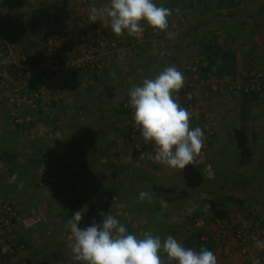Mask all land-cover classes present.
I'll return each mask as SVG.
<instances>
[{"label":"rangeland","instance_id":"374dc122","mask_svg":"<svg viewBox=\"0 0 264 264\" xmlns=\"http://www.w3.org/2000/svg\"><path fill=\"white\" fill-rule=\"evenodd\" d=\"M203 1L212 10L203 20L222 14L229 23V35L220 32V41L235 53L236 66L232 77L224 81L199 79L203 48L187 34L200 21L201 0H154L157 6H171L168 31L175 34L172 39L165 32L154 33L156 37L150 39L147 34L152 29L147 25L137 39L127 32L116 36L107 22L91 23L90 7L109 0H0V20H11L12 29L0 33V68L4 47L12 41L15 60L24 56L31 67L28 90L48 100L29 104L27 98L16 103L12 101L15 95L0 80V146L21 150L45 139L44 164L65 161L61 169L58 166L56 171L54 166V173L47 171L45 177L34 168L26 180L20 169L10 170L9 155L0 160V264H27L29 257L35 264H82L74 259L66 227L68 218L81 209V228L93 220L102 223L99 213L107 215L111 210L140 238L147 230L155 232L156 227L161 232L152 213L159 210L160 222L172 224L178 233L173 236L187 248L191 233L212 226L210 198L236 212L231 218L234 232L225 223L214 227L215 240L210 244L218 264H264V248L256 246L257 241H264V0H227L229 6L223 10H216L220 0ZM26 37L35 45H29ZM50 49L62 67L78 63L82 67L71 72L60 69L52 79L41 82L35 69L51 60ZM168 66L183 73L181 90L193 81L194 90L188 97L193 103H185L181 90L177 98L192 114L191 127L204 131V148L194 162L204 169L207 180L190 191L189 199L168 204L152 197L151 203L141 202L139 193L152 194L153 185L184 188L182 169L148 158L147 154H155V146L148 142L143 149L146 142L129 106V90ZM40 73L49 75L50 71ZM107 86L114 88V98L106 92ZM248 92L257 96L246 108L244 93ZM122 105L132 115L117 113ZM18 124L27 125L26 129L19 131ZM243 125L251 131L254 152L247 165L241 164L234 142L235 129ZM92 148L97 153L92 155ZM81 172L91 188L72 184V180L78 182L74 174ZM254 208L263 212L256 228L247 217V211ZM20 240L33 249L27 251L18 244ZM191 248L201 249L193 244Z\"/></svg>","mask_w":264,"mask_h":264},{"label":"clouds","instance_id":"9594fccd","mask_svg":"<svg viewBox=\"0 0 264 264\" xmlns=\"http://www.w3.org/2000/svg\"><path fill=\"white\" fill-rule=\"evenodd\" d=\"M171 15L169 8L157 6L154 0H109L89 9L91 23L107 22L116 36L127 32L137 39L143 36L145 25L172 39L175 34L168 31ZM184 83L183 73L168 66L128 92L135 126L143 140L155 146V154H147L148 158L173 169L193 163L204 148V131L199 126L191 127L192 114L178 103L177 94ZM139 200L151 203L152 194L141 191ZM99 215L103 217L102 223L93 220L91 225L81 228V209L66 222L74 259L82 264H218L216 255L206 248H186L173 236L162 240L151 231L143 232L140 238L130 233L111 210L107 215ZM256 246L264 248V241H257Z\"/></svg>","mask_w":264,"mask_h":264},{"label":"trees","instance_id":"16d2710c","mask_svg":"<svg viewBox=\"0 0 264 264\" xmlns=\"http://www.w3.org/2000/svg\"><path fill=\"white\" fill-rule=\"evenodd\" d=\"M202 1V4H204V1ZM228 1L227 0H220L219 5L217 6L216 10H223L228 7ZM166 8H169L171 10V6L169 4L165 5ZM202 12L199 14L200 21L195 24L191 30L192 33H188V37L192 36L193 41H196L201 44L203 48V54L204 57L202 58L199 66L198 71L200 74L199 79L201 81H224L228 78L232 77V74L235 72V66H236V55L232 50H229L225 47V45L220 41V32H223L226 35H229L227 25H229L227 19L222 14H214L210 17H208L206 20H203V17L206 16L211 10L209 4H204L201 6ZM219 20L222 24L221 26L215 27L213 24L214 21ZM207 24V25H206ZM205 26L209 27V30H205ZM2 33V31H0ZM154 33H157L155 30H151L148 32L147 36L151 39H153L155 36ZM227 39V36H226ZM26 40L28 41L29 45H35V42L31 40L30 38L26 37ZM188 45L190 46V42H188ZM193 81L190 79L188 81V84L186 85L185 89L181 90V96L183 100H185V103L192 104L193 101L189 100V95L193 92L194 86ZM106 92L109 94L110 97L114 98V88L106 87ZM256 93L254 92H248L244 93V102L245 107L248 108L249 105L253 102V99L256 97ZM43 100H40L39 104L42 103ZM117 113H123L132 115V110L130 108L125 107L122 105L120 109L117 111ZM242 113L245 116L244 108L242 110ZM25 122V121H24ZM26 123V122H25ZM27 125L24 124H18L16 127L19 131H23L26 129ZM131 130V127H129ZM43 141H46L45 139ZM43 141H35L30 144L29 148H25L19 150L16 147H9L4 148L0 146V160L4 159L5 155H9L11 157L10 162L8 165L10 166V170H13L14 168L20 169L23 171L24 178L26 177V180L30 179V173L31 171L36 168L37 171L40 173V176L45 177V174L48 173L47 171H52L51 169L54 167L57 171V169H61L62 165H65V161L58 162V163H51L50 164H44L43 156L47 152V144ZM127 141H131V131L129 132V136H127ZM234 142L235 146L239 152L241 164L247 165L249 164L252 159L254 158V152L251 147V131L250 129L243 125L240 127H237L234 131ZM148 148V143L144 144V150ZM97 153L95 149H91V154ZM59 166V167H58ZM42 169V170H41ZM79 170H81L78 167ZM45 172V173H44ZM53 172V171H52ZM54 173V172H53ZM43 174V175H42ZM55 175V174H54ZM113 180H116L118 177L117 170L113 171ZM74 179H77L78 182H75V180H72V184L76 186L77 184H82L83 187H90V183L88 181H85L83 179L86 178L85 174L81 173H75ZM82 179L84 181H82ZM206 173L204 169L198 165H196L195 162L188 164L186 167L182 169V181L184 184V188L182 190H178L175 186H169L165 187L163 185H153L152 187V197L156 200H162L163 202H166L168 204H171L173 202H176L178 200H186L190 196L191 190H196L200 188L205 182H206ZM109 197L113 198V194L109 193ZM210 204V213H211V219L213 222L220 221L221 223H225L229 217V213L226 207V204L223 201H217V200H211L209 201ZM13 221H15L13 219ZM244 231V230H242ZM196 236H192L191 239H189V244L187 245V248H191L192 244L193 246H197L199 248H206L207 250L211 251V246L214 244L213 240L215 238L208 234L205 230L195 232ZM203 237H207L208 240H202ZM23 244V247L27 249V251H31L33 248L31 245H29L26 241H18V244ZM213 243V244H210ZM210 245V247H208ZM163 258V253H161ZM27 264H35L34 260H32L29 257V260L27 261ZM37 264H49L48 261L39 262Z\"/></svg>","mask_w":264,"mask_h":264},{"label":"built area","instance_id":"2783aa9c","mask_svg":"<svg viewBox=\"0 0 264 264\" xmlns=\"http://www.w3.org/2000/svg\"><path fill=\"white\" fill-rule=\"evenodd\" d=\"M13 47L14 44L12 41L6 43L4 47L5 59L0 68V80L4 82V87L15 95L13 97H15L16 99H12V101L16 103H23L27 100V98H29V104H33L35 101L40 100H43V102H47L48 100L44 99L39 92H30L28 90V82L32 79L31 67H29L28 64V58L23 56L19 61H16L13 57ZM49 57L51 59L50 61L48 60L45 63H41L38 68L35 69V74L43 83L48 81L49 79H52L55 73L60 69L65 70V72H71L73 71V69H80L82 67L81 63H78L75 66L73 64L72 66L67 65L66 67H62L59 60L56 59L53 49H50ZM42 70H48L50 71V74L41 75L40 72ZM22 121L25 120L22 119Z\"/></svg>","mask_w":264,"mask_h":264},{"label":"crops","instance_id":"0c3cea01","mask_svg":"<svg viewBox=\"0 0 264 264\" xmlns=\"http://www.w3.org/2000/svg\"><path fill=\"white\" fill-rule=\"evenodd\" d=\"M10 23H11V20H9V19H2V20H0V31H2V33L3 32H6L8 29H10V30H12L11 29V25H10ZM18 31H20V29H18ZM163 186H165V187H169V186H166V185H163ZM183 186H184V184H183ZM190 195H191V193H190ZM153 196V195H152ZM189 198H190V196H189ZM188 198V199H189ZM154 199V198H153ZM211 200H213V198H210V201ZM234 212V211H233ZM232 212V210H231V208H229L228 209V213H229V217H228V219H227V221H225V224L226 225H228L229 226V229H233L234 227H235V225H233V220L231 219L232 217H236L235 216V213L236 212H234L233 213ZM152 213H155L154 214V221L157 223V225L159 226V227H161V232L159 233V231H158V227H156L155 228V232L154 231H151V230H147V231H151L152 233H153V235H159L161 238H163V239H166L168 236H175L176 235V231L173 229V225L172 224H169V223H167V222H165V221H162V222H160V220L158 219V215L157 214H159V213H161L159 210L157 211V210H155V211H153ZM262 213L263 212H261L260 210H258V209H256V208H254L253 210H248L247 211V217H251V221L249 222V223H252V226L253 227H255L256 225H255V222L256 221H258L259 219L258 218H261V216H262ZM253 218V219H252ZM210 222L212 223V226L210 225V226H204V227H201V228H199V230L198 231H202V230H205L208 234H210V235H212L213 237H215V228L214 227H216V228H218L217 226H215V225H221V224H223V223H221L220 221H217V222H213L212 221V219H211V217H210ZM246 222H248V221H246ZM245 222V223H246ZM146 223H148V222H146ZM205 224V223H204ZM154 226H157L156 224H153ZM162 225H163V227H162ZM206 225V224H205ZM150 226H152V225H150ZM263 226H264V220H263ZM252 227V228H253ZM148 228V227H147ZM164 228H166V229H164ZM256 228V227H255ZM158 231V232H157ZM233 232H234V229H233ZM178 234V233H177ZM179 234H181V233H179ZM173 236V237H174ZM192 236H196V234L193 232V233H191L190 235H189V237H188V240L189 239H191L192 238ZM175 238V237H174ZM202 240H208V238L207 237H203L202 238ZM237 240V239H236ZM211 251L213 252V253H215L214 252V250L213 249H211Z\"/></svg>","mask_w":264,"mask_h":264}]
</instances>
